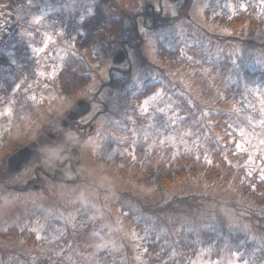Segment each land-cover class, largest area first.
Listing matches in <instances>:
<instances>
[{"label": "rangeland", "instance_id": "obj_1", "mask_svg": "<svg viewBox=\"0 0 264 264\" xmlns=\"http://www.w3.org/2000/svg\"><path fill=\"white\" fill-rule=\"evenodd\" d=\"M45 1L36 2L38 12L31 17L33 23L44 19L48 25L39 29V41L28 53L27 86L12 85L11 99L0 105V115L27 120L20 136L23 141H40L42 156L37 165L50 175L69 158L62 151L66 141L79 149L81 160L61 168L69 182L59 176L42 179L38 190L15 194L0 203V233L14 232L8 239L0 236V256L8 257L7 264H35L38 253L46 256L48 264H141L150 254L149 246L155 245L157 252L175 259L176 264H264V203L255 204L234 190L195 179L171 188L157 183L143 187L117 171L119 158H143L153 151L169 156L194 153L208 159L204 142L183 122L186 115L176 97L188 102L189 97L178 72L166 69L170 89L163 85L137 102L139 81L144 82L149 71L142 59L159 66L161 46L190 59L191 47L205 51L214 40V53L224 51L241 80L247 74H264V28L254 31L251 42L239 43L229 38L233 32L218 21L220 16L230 18L247 10L264 20V0H137L140 14L147 9L159 13L154 26L139 17L140 47L134 50L125 45L126 56L115 65L112 60L122 40L112 39L105 54L98 52L94 62L86 60L88 81L82 91L61 96L53 81L75 45L58 41L60 34L50 26L55 8ZM124 40L134 44L138 37ZM111 76L115 84L108 86ZM20 95L23 107L18 104ZM81 97L90 101L85 119H91L92 130L85 131L79 142L72 141L77 137L68 129H58L51 140L45 138L47 121L64 115ZM42 103L45 109L39 108ZM241 103L229 122L236 134L230 140H235L236 151L245 156L242 163L250 176L264 179V81L258 76L247 85ZM206 113L202 109L201 115ZM15 124L9 127L12 133L17 130ZM76 177L79 181L71 182ZM88 226L97 245L85 262L78 263L72 243L61 242L66 238L63 231ZM28 235L33 237L29 242ZM101 252L107 262H91Z\"/></svg>", "mask_w": 264, "mask_h": 264}, {"label": "trees", "instance_id": "obj_2", "mask_svg": "<svg viewBox=\"0 0 264 264\" xmlns=\"http://www.w3.org/2000/svg\"><path fill=\"white\" fill-rule=\"evenodd\" d=\"M105 1L106 13L102 11L97 15L98 18L103 19L95 21V24H89L86 38L76 42L78 47L76 53L66 57L65 64L55 79L59 96L62 93L69 95L78 93L88 80L85 75L86 60L94 62L98 52L105 54L110 49L112 39L105 38L103 34L98 33L99 30L96 33L93 32L94 29L96 27L99 29L101 21H106L109 29L113 31L118 29L121 26L120 23L125 20V8L132 7L137 0ZM158 14L151 12L150 9L143 13L146 17H153V20H150L153 26L157 24ZM218 21L233 32L229 38L239 43L251 42L249 37L254 34V31L257 28L259 30L264 28V20L256 17L252 10L241 12L230 18L220 16ZM129 45L131 49H138L141 45L140 38L136 43ZM215 45V41L212 40L205 51L199 46L191 47L190 59L178 50L161 46L158 52L159 66H152L142 59V65L149 68V71L141 80L144 82L139 81V90L137 89L135 97L139 102L163 85L165 90H169L170 88L166 87L169 78L166 69L178 72L182 76V84L189 97V102L186 98L176 97L179 101L178 106L183 109L182 114L186 115L183 122L187 123V127L196 137H199L200 142H204V148L209 154L208 159H203L201 155L197 156L194 153L169 156L153 151L143 158L138 156L139 158L133 159L126 155L119 158L121 165L117 171L122 177L143 187H150L157 183L165 188H171L195 179L198 183L205 182L211 186L234 190L255 204H263L264 179L250 176L246 167L243 166L242 161L245 156L236 151L235 140H230L232 137L235 138L236 134L230 129L229 122L242 106L241 101L247 85L252 82L254 76L264 81V74L258 72L247 74L241 80L239 71L235 70L225 52L218 49V52L214 53ZM83 51L84 53H81ZM111 70L109 69L110 75H112ZM107 84L108 86L115 84L112 76ZM39 108L45 109L46 103H42ZM202 109L207 110V113L201 115ZM63 233L66 238L61 239L62 244L67 245L71 242L70 248L74 250L76 262H85L97 245V238L91 233L90 227L80 230L66 228ZM27 240L29 242L32 238ZM191 248L193 247L190 246L187 249L191 250ZM149 250L150 254L145 256L141 264H176L175 259L157 252L155 245L149 246ZM20 257L23 261L28 260L27 257ZM34 258L35 264H48L43 253L36 254ZM95 260L107 262L106 255L102 252L99 258L94 257L91 262ZM25 264L30 263L27 261Z\"/></svg>", "mask_w": 264, "mask_h": 264}, {"label": "flooded vegetation", "instance_id": "obj_3", "mask_svg": "<svg viewBox=\"0 0 264 264\" xmlns=\"http://www.w3.org/2000/svg\"><path fill=\"white\" fill-rule=\"evenodd\" d=\"M39 1L0 0V105L9 103L13 84H19L20 89H24L27 86L29 76L27 69L28 53L33 50L32 48L39 41V29H44L45 25H48V22L40 18L36 23L31 21V17L38 12L36 2ZM45 2L53 4V8H55L54 13L52 12L53 15H51L50 21L52 22L50 26L55 29L53 33L57 32L60 34L58 41L62 42L64 46H69L70 43L74 46L79 39H85L89 31V24H95V21L102 20L103 18L97 17L102 11L106 13L105 0H46ZM134 7L135 11L132 13L131 23H129L128 13L125 15L126 20L121 22V26L115 31L109 29L106 21H101L99 29L96 27L93 32L96 33L99 30L98 33L103 34L105 38L122 40L121 47L123 48L124 45H127L124 39L139 38L140 12L137 5ZM81 15L84 17L79 21ZM150 19L153 20V17L147 18L143 16V21L145 22ZM70 50L75 51L77 48L73 47ZM18 98L20 99L18 104L20 106L24 105V99L21 101V95ZM79 99L86 98L81 97ZM66 116L67 112L60 118L63 119ZM85 116L69 122L71 124L68 123L69 126L67 125L64 128L57 127L53 130L47 127L44 128V137L50 140L55 138L58 129H68L74 137H77L73 138L72 141H81L85 131H89L90 126H92L91 119H85ZM12 117L13 115H0V203H5L15 194L22 195L29 190H38L43 184L42 179H56L58 175H63L61 168L66 163L73 162V158H69L70 160L65 159L62 163L58 164L53 175H50L43 167L38 166V163L31 162L23 164L16 171H10L7 168L8 156L28 142L27 140L23 141L22 136H20L24 129L23 124H27V120L22 122L19 121V117ZM52 119L54 118L50 120ZM11 123H16L14 126H17V130L14 133L9 129ZM5 127H7L5 130H1ZM37 141L40 146V141ZM74 147L70 144V141H66L62 145V151L69 154L70 150ZM23 171L24 174L20 175ZM29 173H32L30 177ZM64 180L69 182L68 179ZM12 234L4 235L0 233V236L8 239ZM7 258V256L1 255L0 264H7Z\"/></svg>", "mask_w": 264, "mask_h": 264}, {"label": "water", "instance_id": "obj_4", "mask_svg": "<svg viewBox=\"0 0 264 264\" xmlns=\"http://www.w3.org/2000/svg\"><path fill=\"white\" fill-rule=\"evenodd\" d=\"M125 58L123 51L118 52L114 57V63L119 64ZM90 110V103L83 99L76 101L69 109L65 119L51 120L48 123V128H56L57 126L65 127L68 121H74L77 118L87 114ZM92 127H90L91 129ZM53 136V135H51ZM70 155L73 158L75 164L80 162V152L77 148L70 150ZM41 157V151L36 141H30L22 148L10 154L7 158V168L10 171L18 170L22 164L27 162H38Z\"/></svg>", "mask_w": 264, "mask_h": 264}]
</instances>
